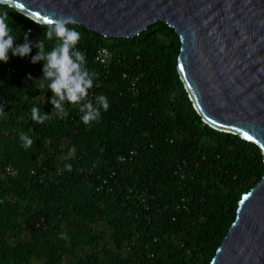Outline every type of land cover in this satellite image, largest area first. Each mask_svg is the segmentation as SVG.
<instances>
[{
	"label": "trees",
	"instance_id": "1",
	"mask_svg": "<svg viewBox=\"0 0 264 264\" xmlns=\"http://www.w3.org/2000/svg\"><path fill=\"white\" fill-rule=\"evenodd\" d=\"M5 13L15 46L27 33L32 49L0 63V264H209L264 163L255 143L196 112L174 29L159 21L113 38L68 25L96 74L88 99L109 102L86 126L78 106L66 104L61 119L52 93L33 82L43 75L31 60L46 23L0 3ZM99 48L107 65L95 62ZM33 106L51 119L34 122Z\"/></svg>",
	"mask_w": 264,
	"mask_h": 264
},
{
	"label": "water",
	"instance_id": "2",
	"mask_svg": "<svg viewBox=\"0 0 264 264\" xmlns=\"http://www.w3.org/2000/svg\"><path fill=\"white\" fill-rule=\"evenodd\" d=\"M47 24L60 16L104 37L164 22L180 40L177 70L205 124L239 133L264 163V0H0ZM55 13V16L52 15ZM209 264H264V171L242 197Z\"/></svg>",
	"mask_w": 264,
	"mask_h": 264
},
{
	"label": "clouds",
	"instance_id": "3",
	"mask_svg": "<svg viewBox=\"0 0 264 264\" xmlns=\"http://www.w3.org/2000/svg\"><path fill=\"white\" fill-rule=\"evenodd\" d=\"M55 16V13H52ZM72 17L60 16L56 19L47 20L44 39L36 42L38 52L32 57L33 64L43 62V75L33 82H37L38 89H47L52 93L49 101L56 114L63 119L68 115L66 104L78 106L82 113L81 120L88 126L92 122H98L101 110L107 111L109 102L104 95L95 97V104L88 99L89 90L94 86L96 74L90 72L87 67L86 56L78 50L81 33L75 29H70L69 24H74ZM26 33L25 43L16 45L17 38L13 35V30L9 26L7 13L0 15V63L7 64L9 55L26 57L30 54L32 45L27 42ZM53 42L51 50H46L45 42ZM31 79V77H29ZM5 115L4 109L0 106V116ZM31 119L37 124H44L51 119V114H45L40 107L31 108ZM19 139L22 146L27 149L34 141L24 133H20ZM74 155V153H70ZM71 171V165L65 166ZM62 238H64L62 236Z\"/></svg>",
	"mask_w": 264,
	"mask_h": 264
},
{
	"label": "built area",
	"instance_id": "4",
	"mask_svg": "<svg viewBox=\"0 0 264 264\" xmlns=\"http://www.w3.org/2000/svg\"><path fill=\"white\" fill-rule=\"evenodd\" d=\"M95 62H97L100 65H107L110 59V54L106 48H99L94 56ZM125 77V75H123ZM135 81H131L130 88H134Z\"/></svg>",
	"mask_w": 264,
	"mask_h": 264
}]
</instances>
